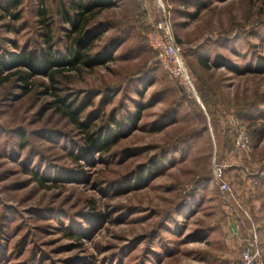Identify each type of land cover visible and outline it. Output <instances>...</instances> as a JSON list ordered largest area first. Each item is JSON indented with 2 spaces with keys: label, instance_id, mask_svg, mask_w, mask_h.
<instances>
[{
  "label": "rangeland",
  "instance_id": "obj_1",
  "mask_svg": "<svg viewBox=\"0 0 264 264\" xmlns=\"http://www.w3.org/2000/svg\"><path fill=\"white\" fill-rule=\"evenodd\" d=\"M9 1L0 62H72L77 33L59 19L62 0ZM136 3L90 19L113 29L52 69L53 86L48 70L26 82L21 65L0 72V264H238L250 235L264 262V137L254 136L264 132V0H168L194 88L200 79L208 92L201 106L147 45L145 22L129 15ZM116 34L108 62L83 65ZM233 118L252 132V156L239 160L246 194L227 181L238 205L211 174L213 159L234 160ZM96 141L107 148L87 155Z\"/></svg>",
  "mask_w": 264,
  "mask_h": 264
},
{
  "label": "built area",
  "instance_id": "obj_2",
  "mask_svg": "<svg viewBox=\"0 0 264 264\" xmlns=\"http://www.w3.org/2000/svg\"><path fill=\"white\" fill-rule=\"evenodd\" d=\"M144 36L147 45L156 53L159 63L169 77L188 92L194 94V79L186 62V48L176 41L172 32L169 16L162 8L160 16L157 20L149 24ZM231 127L233 140L229 155L241 161L250 159L253 153L250 130L238 118L232 119ZM230 167L228 159H213L211 164L212 180L226 200L230 203L237 204V200L226 180L225 172ZM245 170L248 172L246 168ZM262 174L264 175V172ZM240 211L250 220L245 210L240 208ZM238 264H264L260 257L259 242L256 238L251 237V235L244 242Z\"/></svg>",
  "mask_w": 264,
  "mask_h": 264
},
{
  "label": "trees",
  "instance_id": "obj_3",
  "mask_svg": "<svg viewBox=\"0 0 264 264\" xmlns=\"http://www.w3.org/2000/svg\"><path fill=\"white\" fill-rule=\"evenodd\" d=\"M119 0H62L59 4L57 14L62 23L70 26L73 33H77V37L74 39V49H73V59L66 60L62 58L54 57L53 59L45 57L42 63H32L25 58V56L13 55L7 62H0V72L2 70L9 71L16 67L23 66L27 71L16 70L14 73L19 77L21 81H27L30 78L31 73L44 72L48 70L47 78L50 81V85L55 84L54 78L56 77L58 71L52 70L54 68H60L67 64H74L78 59V56L82 57L80 50L86 48L90 42H92L97 36L101 33L113 29V25L110 21H104L97 23L88 27V22L90 19L96 17V15L101 14L102 11L111 9L117 5ZM10 6H16L17 3L12 0L7 3ZM90 14L91 12H93ZM90 14V16H88ZM147 31V29H146ZM123 35L116 34L113 36V39L103 47L102 51L95 54L94 56H88L83 54L85 61L83 65L88 68L95 67L97 65L104 64L108 62V57L112 51L117 48L123 42ZM46 55V53H44ZM6 79V78H5ZM4 80V78H3ZM2 80V81H3ZM251 132V130H250ZM252 134V132H251ZM257 143H259L264 137V132H256L254 134ZM252 144V138H251ZM107 148L106 143H99L98 141L93 142L88 146L86 153L91 156L93 151L102 152Z\"/></svg>",
  "mask_w": 264,
  "mask_h": 264
},
{
  "label": "crops",
  "instance_id": "obj_4",
  "mask_svg": "<svg viewBox=\"0 0 264 264\" xmlns=\"http://www.w3.org/2000/svg\"><path fill=\"white\" fill-rule=\"evenodd\" d=\"M136 2L137 3H136V6L135 7L134 6L130 7V12L131 13L129 12L130 13L129 15L131 17H135L134 19L136 21H138L140 19L142 21H144L146 27H148L151 22H153V21H155V20L158 19V17L161 14V8L168 15V0H165L164 1V4H163L162 0H136ZM136 9L139 10V14L138 15L135 12ZM171 28H172L173 35L175 37L172 24H171ZM199 65L201 67H203V68L206 67L203 63H200ZM195 71L197 72V69H195ZM198 78H200L199 75H198ZM200 82H201V80L198 79L197 90L194 88V92H195L194 93V96L195 97H198V101L199 102H197V103L199 105L201 104V100L200 99L201 98L203 99L204 96H206V94H208L206 87H202V88L200 87V86H203V85H200L202 83V82L201 83ZM204 110H206V109L204 108ZM242 122L244 124H246L244 120H242ZM226 124H228V122H226ZM230 125H231V122H230ZM211 129H212V127H211ZM241 167H242L241 161L234 159L233 162H232V164H231V167H230L231 168V171L228 174H226V179L231 184H232V182H239L241 184L242 190H239L238 193H239V195L241 197H243L246 194V193L244 194L243 190L246 189V187L249 186L250 180L247 177H245V175L243 174V172L241 170Z\"/></svg>",
  "mask_w": 264,
  "mask_h": 264
}]
</instances>
